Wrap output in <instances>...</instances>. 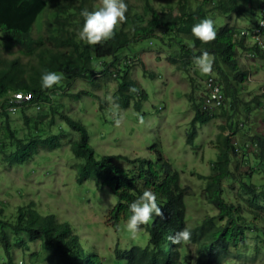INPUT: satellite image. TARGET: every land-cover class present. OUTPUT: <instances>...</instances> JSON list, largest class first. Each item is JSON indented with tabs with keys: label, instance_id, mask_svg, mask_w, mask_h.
I'll return each instance as SVG.
<instances>
[{
	"label": "trees",
	"instance_id": "1",
	"mask_svg": "<svg viewBox=\"0 0 264 264\" xmlns=\"http://www.w3.org/2000/svg\"><path fill=\"white\" fill-rule=\"evenodd\" d=\"M247 1L251 5V1L255 0H245L246 4ZM125 2L128 5L127 20L117 27L115 37L103 44L90 46L78 39L77 32L83 26L81 11L97 8L95 0H59L55 4L56 24L49 22L51 26L48 33L37 37L33 36L32 29L47 1L0 0V34L3 39L0 45H19L18 50L37 57L38 61L34 64L30 60L24 62L21 57H0V96H5L8 91H27L36 96L33 102L42 103L34 114L27 113L26 109L35 104L20 105L12 114L5 110L7 101L3 103L0 100V116L3 117L0 122L3 133L0 134V153L9 150L7 158L22 163L35 152L38 153L37 147L40 144L49 143L54 149L62 146L56 133L46 136L44 130H40L38 135L36 131H27L22 138L11 125V118L22 109L24 128L30 131L37 128L39 123H44L45 117H53L54 112L63 107L60 100L65 87L57 85L51 89H42L41 75L45 71H60L73 79L81 76L90 80L99 72L95 69L94 57H112V60L101 62L105 73L109 72L121 79L117 91L120 92V104L129 106L131 99H135L134 105L139 108L148 94L140 87L138 80L130 78L128 70L131 65L128 58L125 57V68L121 66L124 59L118 56L121 49L144 39H149L150 44L159 41L166 46L168 55H171L169 60L173 64L180 63L184 70H189L193 65L194 56L207 50L214 57L213 73L207 75V79H212L219 86L221 98L212 96L214 87L209 89L204 85L205 94L198 100L194 99L196 112L193 121L202 125L219 115L224 118L225 124L221 125L218 139L220 151L213 165L214 172L205 176L200 174L202 179L207 180L206 199L218 213L205 216L199 224H187V187L182 184L177 169L173 168V162L162 157L161 151L156 160L137 158L138 166L134 169L124 168L115 162L125 158L123 155L98 157L91 143L90 132L81 120H76L63 110L60 116L68 125L65 130L73 129L77 132V137L70 141V147L74 156L82 160L79 163V181L92 179L100 186H108L118 198L108 214L114 227L128 220L131 215L130 203L145 189L156 193L157 203L164 213L163 218L154 216L151 223L141 226V229L146 227L148 230L147 244L135 243L125 248H116L117 261L114 264H190L189 257L192 260L195 258L194 264H222L235 255L233 249L245 244L247 231H258L264 237V225L258 224V221L264 223V92H260L261 88H252V92L249 91L253 95L251 98L250 94L245 95L243 92L242 87L246 88L245 82L248 81L250 71L242 68L238 49L248 50L262 60L264 50L257 45L248 46V37L241 36L239 28L230 22H215L217 38L208 44L194 37L191 28L206 17H216L217 13L242 17L250 11V7L244 5L242 0H175L178 8L171 2L165 10L153 6L151 0H145L147 9L140 13L128 0ZM254 8L257 18L264 19V0L255 3ZM176 9L179 11L177 14ZM132 85L137 92L129 91ZM257 112L262 114L259 118ZM194 129L190 140L197 135ZM226 130L231 133L225 134ZM235 136L238 139L233 142ZM7 140L10 141L7 143ZM251 149L252 152L249 151ZM239 154H243L245 163H250V155L255 159L244 172L234 171L238 169L237 166L231 168ZM225 179L240 181L239 202L228 200L229 190L223 184ZM246 193L250 196L243 199ZM244 202L249 204L245 208L242 205ZM244 210H247V215L242 214ZM17 215L15 221L8 220L3 208L0 209L1 246L5 249L0 253L3 264H14L9 251L8 227L15 231L16 239L21 241L16 244H25L20 238L23 233L32 241H40L48 254L47 264H107L108 258L106 261L102 254L84 250L80 235L74 231L71 222L59 220L53 213L42 214L34 207V202L21 207ZM250 217L254 221H249ZM185 227L192 233L191 240L187 244H172L169 236Z\"/></svg>",
	"mask_w": 264,
	"mask_h": 264
},
{
	"label": "rangeland",
	"instance_id": "2",
	"mask_svg": "<svg viewBox=\"0 0 264 264\" xmlns=\"http://www.w3.org/2000/svg\"><path fill=\"white\" fill-rule=\"evenodd\" d=\"M46 1V7L38 14L34 22L32 29L34 37L45 36L51 26L49 22L56 24L54 23L55 4L59 0ZM128 1L140 13L147 9L145 0ZM151 1L152 5L159 9L167 10L171 2L178 8L175 0ZM242 2L250 7V11L244 16L217 13L212 19L215 22H230L238 28L245 29L258 19L253 10H255L254 4L260 3L261 0L251 1V5L248 1L247 4L245 0ZM95 4L99 7V0H95ZM178 12L176 9L175 13ZM146 18L149 16L146 15ZM58 32L55 31V33ZM0 40L3 42L1 34ZM253 43L254 41L250 39L247 45H253ZM19 47V45L10 47L0 45V57L9 59L21 57L24 62L30 60L34 64L38 63L37 57L26 55L25 52L18 50ZM238 51L242 68L250 71L248 81L245 82L247 89L244 86L241 87L245 95L250 94L251 98L252 88H261L260 92H264V60L255 57L256 55L250 56L246 50L238 49ZM167 55L165 45L159 41L150 44L149 39L133 42L120 50L118 56L120 59L124 58L121 66L125 68V57L128 58L131 65L128 70L130 78L138 80L140 87L144 88L148 94L139 108L134 105L135 99H131L129 106L120 104V92L117 93V91L121 79H117L116 75H110L109 72L105 73L101 62L113 58L94 57L95 69L99 72L90 80L81 76L73 79L69 74H63L64 79L59 84L65 87L60 100L63 107L54 112L53 117L51 115L45 117L44 123H39L37 128L34 127L30 131L24 128V121L21 118L24 112L22 109L11 118V125L18 136L23 138L27 131L29 133L36 131L38 135L40 130H44L46 136L56 133L62 146L54 149L49 143L40 144L37 147L38 153L35 152L31 158L22 163L8 159L9 150L6 153H0V209L3 208V213L8 216V220L15 221L19 209L34 202V207L42 214L53 213L59 220L71 222L74 231L80 235L84 250L102 254L106 261L108 258L107 264H114L117 261L115 255L117 247L125 248L135 243L145 245L148 242L146 227L140 229L139 233L133 237L123 230L127 220L116 228L112 220L108 219L109 211L118 201L117 196L108 186H100L92 179L79 181L81 176L79 163L82 160L74 156L70 147V141L77 137V132L73 129L71 131L64 129L68 125L60 116L62 110L87 126L91 143L98 157L123 155L125 158L115 162L129 169L138 166L140 159H158L159 151L162 157L171 160L173 168L179 172L182 184L187 187L185 192L187 224H199L205 216L218 213V210L206 199L207 180L202 179L200 174L205 176L214 172L213 165L220 151L218 139L222 131L221 125L225 124V120L217 115L201 125L193 119L196 112L194 99L198 100L205 94L204 85L209 89L215 88V98H221L218 92L219 86L213 83L212 79H207V75H203L194 63L189 70H184L180 63L173 64L169 60L171 55ZM57 73L61 74L60 71ZM256 91L259 92V90ZM108 96L113 98L114 105L119 106L115 109L117 118L121 121L119 126L110 114L113 108L106 99ZM26 111L34 114L37 108L30 105ZM139 115L144 117L143 124L139 123ZM259 115L262 114L257 112V118ZM52 118L53 121H51ZM2 119L3 117L0 116V122L3 121ZM257 121L259 122L258 119ZM194 128L197 130V135L190 140V134L192 130H195ZM224 133L231 132L226 130ZM237 139L235 136L232 141L236 142ZM9 141L7 140V143ZM249 151L252 152V149ZM250 156V163H245L243 154L237 155L231 168L237 166L238 169H233L234 171H246L255 161L254 156ZM137 158L138 161L135 160ZM223 184L227 191L229 190L228 200L232 203L239 202L240 181L225 179ZM249 196V193H246L243 199ZM242 205L245 208L249 204L244 202ZM246 211L244 210L242 214L247 215ZM248 219L254 221L252 217ZM258 224L264 225L262 221H258ZM1 231L0 227V233ZM8 237L10 257L14 264H47L48 254L40 245V241H32L23 233L20 238L25 244H16L21 241L16 239L15 231L11 227H8ZM1 244L0 236V253L2 254L5 249ZM191 248L194 250L193 246ZM233 252L235 255L230 256L222 264H264L263 235L254 230L247 231L245 244L240 245L238 249H233ZM2 262L0 259V264ZM188 262L194 264L195 258L192 260L189 257Z\"/></svg>",
	"mask_w": 264,
	"mask_h": 264
},
{
	"label": "clouds",
	"instance_id": "3",
	"mask_svg": "<svg viewBox=\"0 0 264 264\" xmlns=\"http://www.w3.org/2000/svg\"><path fill=\"white\" fill-rule=\"evenodd\" d=\"M127 12L128 5L125 0H99V7L92 11L88 9H83L81 11L80 15L83 17V26L77 32L78 39L90 46L103 44L105 41L113 39L116 35L117 27L126 22ZM254 23L255 24H250L245 29L239 28V34L248 37L246 43H248L250 39L254 41L253 45L248 46L257 45L264 50V19H257ZM191 32L194 37L204 44L211 43L217 38L215 21L211 17H206L199 23L194 24L191 28ZM248 53L253 57L256 55L249 51ZM255 57H257V55ZM193 63L203 75H212L214 57L207 50L202 51L199 56H194ZM62 79L63 74H58L55 71H45L41 75V87L42 89H51L53 86L59 85ZM129 91L137 92L138 90L133 86L130 87ZM13 92L19 91H8L5 94L11 95ZM28 98L30 99L31 97L29 96ZM35 98L36 96L25 104H35L38 109L42 103L41 101L33 102ZM21 99V94L16 93L14 94V100L10 102L19 101ZM106 99L110 107L113 108L110 114L115 120L116 125L119 126L121 121L117 118L118 114L115 111L119 106L114 105L111 96H108ZM5 110L8 111L7 107ZM139 123H144V117L142 115H139ZM129 211L131 215L123 230H126L133 237L139 233L141 226L150 223L154 216L161 218L164 216L161 207L157 203L156 193L151 189H145L136 200L131 202ZM191 236V231L185 227L177 231L174 235L169 236V240L174 245H180L182 243L187 244L191 240Z\"/></svg>",
	"mask_w": 264,
	"mask_h": 264
},
{
	"label": "built area",
	"instance_id": "4",
	"mask_svg": "<svg viewBox=\"0 0 264 264\" xmlns=\"http://www.w3.org/2000/svg\"><path fill=\"white\" fill-rule=\"evenodd\" d=\"M19 93L22 96V99L19 101H15V102H10L14 100V94ZM215 92L213 93V97ZM31 97L30 99L28 97ZM34 98V95L32 92H23V91H19V92H13L11 93V95H6L4 97L0 96V100H2V102L4 103L5 101H7V110L10 111L11 113H15L16 110H18L20 105H23L29 101H31Z\"/></svg>",
	"mask_w": 264,
	"mask_h": 264
}]
</instances>
